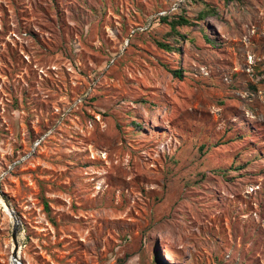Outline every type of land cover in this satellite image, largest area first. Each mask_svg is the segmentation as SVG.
<instances>
[{"label":"rangeland","instance_id":"374dc122","mask_svg":"<svg viewBox=\"0 0 264 264\" xmlns=\"http://www.w3.org/2000/svg\"><path fill=\"white\" fill-rule=\"evenodd\" d=\"M203 1L0 0V264L3 198L21 264H264V0Z\"/></svg>","mask_w":264,"mask_h":264},{"label":"trees","instance_id":"16d2710c","mask_svg":"<svg viewBox=\"0 0 264 264\" xmlns=\"http://www.w3.org/2000/svg\"><path fill=\"white\" fill-rule=\"evenodd\" d=\"M195 1H201L204 3L205 8L200 12V14L198 15V20H204L207 18L208 15H214L215 14V10H213L212 8L209 7V5L204 2L203 0H195ZM225 3H230L233 0H222ZM160 22L168 24L171 27V33L180 37H184L182 34H180V32L178 31L179 27H191L193 25H195L194 22L186 19L185 17H180V18H174L173 20H169L168 17H160ZM209 42H212L209 38H207ZM158 45L164 49H166L167 51H180L179 48L177 47H172L169 44H164V43H158ZM173 74L176 77H182V71L181 70H174ZM45 208L46 211L50 212V207L48 205V203L45 204Z\"/></svg>","mask_w":264,"mask_h":264},{"label":"water","instance_id":"95a60500","mask_svg":"<svg viewBox=\"0 0 264 264\" xmlns=\"http://www.w3.org/2000/svg\"><path fill=\"white\" fill-rule=\"evenodd\" d=\"M3 202L5 204L6 209L9 212L10 216L14 220V230H13L14 248L12 250L11 264H21L20 255H19V245H18V241H17V234H18L19 228H20L18 216L16 215L14 209L12 208V205H11L9 200H7L6 198H3Z\"/></svg>","mask_w":264,"mask_h":264}]
</instances>
